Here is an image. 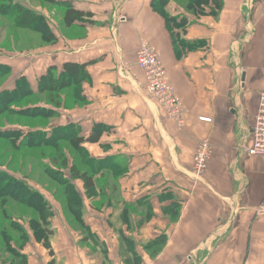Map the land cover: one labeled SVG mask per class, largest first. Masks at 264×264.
<instances>
[{
    "label": "crops",
    "instance_id": "obj_1",
    "mask_svg": "<svg viewBox=\"0 0 264 264\" xmlns=\"http://www.w3.org/2000/svg\"><path fill=\"white\" fill-rule=\"evenodd\" d=\"M68 1L96 25L66 27L73 37L52 65H87V101L72 108L71 122L83 137L105 127L84 150L123 174L98 175L91 198L72 182L83 202L79 220L56 184L58 203L36 189L52 200L49 246L18 221L27 239L12 247L26 264H264V158L244 153L264 91V0H221L219 10L209 4L203 14L166 0L178 25L167 23L157 0ZM142 44L166 69L181 126L146 93L136 62ZM203 141L210 156L195 175ZM11 259L0 238V264Z\"/></svg>",
    "mask_w": 264,
    "mask_h": 264
},
{
    "label": "rangeland",
    "instance_id": "obj_2",
    "mask_svg": "<svg viewBox=\"0 0 264 264\" xmlns=\"http://www.w3.org/2000/svg\"><path fill=\"white\" fill-rule=\"evenodd\" d=\"M51 1V3H47L44 0H0V68L4 71L0 74V94L13 90L17 82L23 78L33 91L31 95L23 97V99V95H20L19 101L21 103H7L0 109V131H19L15 139L3 138L0 135V170L9 177L26 182L33 189L51 196L58 203L59 196L52 192L53 186L51 184L54 183L51 180L60 177L57 174L52 176L51 170L59 171L63 177L68 179H71L75 173L72 169H78L81 172L89 171L90 174L93 173V177L97 181L98 174L94 173L93 168H90V163L84 164L85 158L82 155V152L85 151L84 146L75 147L66 140L59 142L60 151L67 161L63 170L59 168L61 161L55 154V150H57L55 145L58 143H48L44 146L28 143L29 146L23 142L32 132L47 131L49 134L53 133L55 127H65L72 124L71 121H74L75 117L72 108L83 106L84 102L87 101L85 97L83 98V85L85 83L76 89L69 88L53 95L40 93L37 90L38 82L49 68L54 67L57 71L61 69L52 64L58 56H63L62 51L67 52L68 36L74 33V31L64 27V10L63 6L59 4L61 2L69 3V1ZM14 5L21 6L39 16V23L34 28L15 25V16H13L15 13H6V9L11 10ZM9 14L12 17H8ZM44 21L46 23H43ZM71 37L73 36L71 35ZM42 73L44 74L40 76ZM23 106H26L27 109L30 108L29 111L33 112H19ZM31 107L42 109L32 110ZM79 135L82 136L81 130ZM107 174L112 177L110 172ZM55 187V192L59 191V188ZM46 201L49 205L52 204L50 198H46ZM13 205L12 202L7 201L5 206L7 215L13 220H20L25 223L24 220L34 217L31 211L24 210L22 206L16 205V211H10V206ZM0 221L2 220L0 219ZM1 224L4 226L3 229L9 231L8 221L5 220Z\"/></svg>",
    "mask_w": 264,
    "mask_h": 264
},
{
    "label": "trees",
    "instance_id": "obj_3",
    "mask_svg": "<svg viewBox=\"0 0 264 264\" xmlns=\"http://www.w3.org/2000/svg\"><path fill=\"white\" fill-rule=\"evenodd\" d=\"M47 3H51V0H44ZM185 7L187 10L192 11L193 13L203 14L208 8L209 4L214 6L217 10H219L222 6L221 0H184ZM157 10L160 14L166 19L167 23H171L174 25H178L177 18H173L167 15L164 11V5L167 3L166 0H157ZM63 6L64 16H63V24L65 27H71L74 24H83L85 22L92 23L93 21L89 20L92 18L91 13H85L79 10H76L71 3L61 2L59 3ZM212 11V9H210ZM10 11V12H9ZM14 12V23L15 25H23L25 27L34 28L37 23H39L40 17L34 14L33 12L24 9L21 6L14 5L11 10L6 9V13ZM11 15L9 14L8 17ZM12 17V16H11ZM43 23H46L45 21ZM53 41V40H52ZM87 65L85 64H74V63H65L62 65L60 71H57L54 67L49 68L47 73L41 78L38 82L37 90L38 92L48 93V95L59 94V92L80 86L83 83L90 82V76L87 72ZM1 69V68H0ZM2 69L0 70V74ZM33 91L30 89L26 80L20 79L15 88L10 91H6V93L0 94V109L6 104H14L21 103L19 101L20 95L26 97L31 95ZM80 98V96H79ZM76 101V99H75ZM81 101V100H80ZM4 102V103H3ZM3 104V105H2ZM59 107V105H57ZM5 108V107H4ZM3 108V110H4ZM29 108V107H28ZM30 109V108H29ZM29 109L26 106H23L19 109V112L27 113ZM31 109H42L40 107H31ZM2 110V111H3ZM32 113L31 111H29ZM74 125V124H73ZM72 124L67 125L65 127H55L53 133H49L47 131H36L30 133L25 140L23 141L25 145L28 143L34 145H47L52 144L54 142L58 143L55 145L56 149L55 154L58 155L60 159V167L61 169H65L66 166V158L63 155L62 151H60L59 142L68 141L69 144L75 147H81L85 144H96L99 142V138L101 134L105 131V127L95 125L92 129V132L87 136L83 137L79 135L80 128L78 126H73ZM56 132V134H55ZM19 134L17 130H6L0 131V135L3 138H11L15 139V136ZM81 136V137H80ZM29 145V144H28ZM30 146V145H29ZM84 159V164L90 163V168L94 169V173L98 174L101 178L106 176L107 172L112 174V177L116 180L120 178L123 174V168L116 167L114 165L110 166V169H107L105 166V161L101 162L99 160H95L89 157L85 151L82 152ZM56 162V161H54ZM104 165V166H103ZM118 166V165H117ZM52 171V176L57 174L59 179H52L54 184L57 185L59 190H61L62 195L64 196L67 204L68 210L71 214L79 220L82 210H83V202L81 197L76 192L72 182L75 180H79L83 183L84 193L86 198H91L95 196L96 192V184L97 181L93 177V173L90 174L89 171L81 172L78 169H72L73 176L71 179L67 177H63L62 173L59 171ZM103 171V172H102ZM108 175V174H107ZM111 177V176H110ZM54 178V177H53ZM7 201L12 202L14 205L10 206V211L15 212L16 205L22 206L24 210L31 211L34 217L27 219L25 222L28 229L32 232L33 237L42 243L43 246L48 248V238L52 234L49 228V220L53 215V211L51 206L47 203L46 199L40 194L36 189H33L28 183L13 179L9 177L6 173L0 170V238L4 244L5 249L11 253L12 259L11 263L17 262V264H26V258L21 256L19 252L14 249V244L19 249L21 246L20 243H24L27 239V232L25 228L20 225L18 221L13 220L10 216L7 215L6 204ZM9 218V220H7ZM8 221L9 231H6L4 226L1 224L3 221ZM14 233L16 236L14 237ZM164 240L163 238H158L155 240L156 244H159ZM154 242V241H153ZM19 243V244H18ZM13 246V247H12Z\"/></svg>",
    "mask_w": 264,
    "mask_h": 264
},
{
    "label": "built area",
    "instance_id": "obj_4",
    "mask_svg": "<svg viewBox=\"0 0 264 264\" xmlns=\"http://www.w3.org/2000/svg\"><path fill=\"white\" fill-rule=\"evenodd\" d=\"M136 62L144 74L147 95L158 103L169 119L181 126L183 124V110L169 83L166 69L156 51L151 46L142 44L137 50ZM201 121L209 120L201 119ZM244 153L248 156L264 158V91L258 97V108L254 117L251 144L245 149ZM209 156V143L203 141L196 148L193 159L195 175L205 170Z\"/></svg>",
    "mask_w": 264,
    "mask_h": 264
}]
</instances>
